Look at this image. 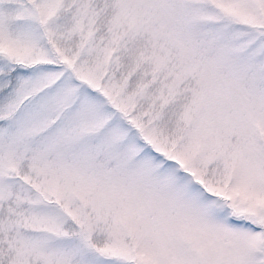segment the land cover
<instances>
[{
  "label": "snow or ice",
  "instance_id": "snow-or-ice-1",
  "mask_svg": "<svg viewBox=\"0 0 264 264\" xmlns=\"http://www.w3.org/2000/svg\"><path fill=\"white\" fill-rule=\"evenodd\" d=\"M0 264H264V0H0Z\"/></svg>",
  "mask_w": 264,
  "mask_h": 264
}]
</instances>
